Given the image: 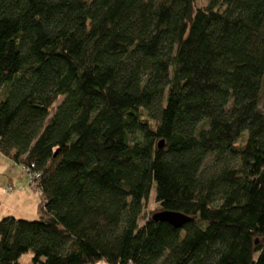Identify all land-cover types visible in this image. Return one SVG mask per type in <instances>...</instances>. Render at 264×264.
I'll list each match as a JSON object with an SVG mask.
<instances>
[{
	"label": "trees",
	"instance_id": "1",
	"mask_svg": "<svg viewBox=\"0 0 264 264\" xmlns=\"http://www.w3.org/2000/svg\"><path fill=\"white\" fill-rule=\"evenodd\" d=\"M263 76L264 0H0V264H264Z\"/></svg>",
	"mask_w": 264,
	"mask_h": 264
},
{
	"label": "rangeland",
	"instance_id": "2",
	"mask_svg": "<svg viewBox=\"0 0 264 264\" xmlns=\"http://www.w3.org/2000/svg\"><path fill=\"white\" fill-rule=\"evenodd\" d=\"M205 2L206 0H195V6H202ZM259 106L264 108V76ZM7 184L11 185L10 189L2 192L1 189ZM38 200V191L30 184V175L24 171L22 164L8 158L0 151V217L10 214L19 218L34 219L37 217L36 205ZM155 206L151 196L143 216L145 217L154 211ZM31 256V251L24 252L18 257V262L31 264ZM94 264L108 263L100 260Z\"/></svg>",
	"mask_w": 264,
	"mask_h": 264
},
{
	"label": "water",
	"instance_id": "3",
	"mask_svg": "<svg viewBox=\"0 0 264 264\" xmlns=\"http://www.w3.org/2000/svg\"><path fill=\"white\" fill-rule=\"evenodd\" d=\"M161 145L162 141L160 140L158 142V147L160 148ZM151 219L154 221H165L173 227H180L182 224L187 222L190 217L179 211L159 210L152 213Z\"/></svg>",
	"mask_w": 264,
	"mask_h": 264
},
{
	"label": "built area",
	"instance_id": "4",
	"mask_svg": "<svg viewBox=\"0 0 264 264\" xmlns=\"http://www.w3.org/2000/svg\"><path fill=\"white\" fill-rule=\"evenodd\" d=\"M30 166H32V165H30ZM23 169H24V171H25L27 174L30 175V182H31V179H32L33 177L35 178V177L38 176L37 173H31V172L29 171V168H28V167H23ZM10 187H11V185L9 184V185L5 186L4 188H2V191H7V190L10 189Z\"/></svg>",
	"mask_w": 264,
	"mask_h": 264
},
{
	"label": "crops",
	"instance_id": "5",
	"mask_svg": "<svg viewBox=\"0 0 264 264\" xmlns=\"http://www.w3.org/2000/svg\"><path fill=\"white\" fill-rule=\"evenodd\" d=\"M7 185H9V184H7ZM7 185H6V186H7ZM1 191H2V189H1ZM2 192H3V191H2Z\"/></svg>",
	"mask_w": 264,
	"mask_h": 264
}]
</instances>
